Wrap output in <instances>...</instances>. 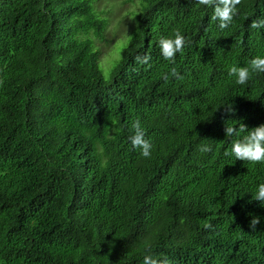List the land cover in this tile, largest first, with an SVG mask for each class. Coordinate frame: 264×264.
Masks as SVG:
<instances>
[{"label":"trees","instance_id":"obj_1","mask_svg":"<svg viewBox=\"0 0 264 264\" xmlns=\"http://www.w3.org/2000/svg\"><path fill=\"white\" fill-rule=\"evenodd\" d=\"M100 1L0 0V264H264V164L224 157L229 123L264 124V73L228 75L264 55V0L223 31L198 0H136L107 72Z\"/></svg>","mask_w":264,"mask_h":264},{"label":"clouds","instance_id":"obj_2","mask_svg":"<svg viewBox=\"0 0 264 264\" xmlns=\"http://www.w3.org/2000/svg\"><path fill=\"white\" fill-rule=\"evenodd\" d=\"M198 3L199 5L208 6L214 9L210 19L212 21H218V28L223 31L233 24L234 19L238 14L237 6L241 4V0H198ZM138 6L140 8L139 3ZM124 12H128L132 15L130 26L127 25L125 28L129 35L134 22L135 11L126 10ZM114 16L115 14H113L111 18ZM250 27L254 29L264 28V19L253 20ZM107 30L108 26L103 32V37L98 39L99 43L104 41L109 42V38L106 36ZM158 44L163 58L167 61L175 62L177 53L183 52L185 36L180 29H176L172 35L159 37ZM172 73L174 75L177 74L175 68L172 69ZM261 73H264V55L259 54L243 66L232 64L228 67V75L234 78L235 83L239 85L246 84L253 75ZM131 129L133 130V134L130 136L132 146L135 149L140 150L143 157H151L152 144L150 140L146 138V131L142 126L141 121L139 119L134 120L131 124ZM234 132L236 139L231 143V146L227 151L224 152V157L226 159L231 157L232 159L234 158V160L242 158L245 162L264 164V124L248 128L245 124L241 123L239 125V130L237 131L235 129V124L229 123L227 127L228 135L231 136ZM199 150L201 152L208 151V145L204 144L199 146ZM249 192H251L253 198L259 199L264 203V183H259L254 191ZM244 194L245 192H243L241 196ZM260 219L261 217L259 216L252 219L250 227L255 229ZM143 264H157V260L151 255H145Z\"/></svg>","mask_w":264,"mask_h":264},{"label":"rangeland","instance_id":"obj_3","mask_svg":"<svg viewBox=\"0 0 264 264\" xmlns=\"http://www.w3.org/2000/svg\"><path fill=\"white\" fill-rule=\"evenodd\" d=\"M108 0H101L99 8L107 7L109 8V14L115 16L109 21L108 30L106 32L107 38H109V42L104 41L101 42V53H100V61L104 64L105 72L108 70V66H110L113 62V58L117 59L120 56V47L118 51L116 50V46L118 43H123L128 38L127 25L130 26L132 15L128 12H124L126 10L136 11L139 9L138 3L136 0L134 1H126V0H111L106 6ZM112 11V12H111ZM124 12V13H123ZM105 36V38H106ZM93 37V41H94ZM106 38V39H107ZM100 39V38H97ZM95 44V41H94Z\"/></svg>","mask_w":264,"mask_h":264}]
</instances>
